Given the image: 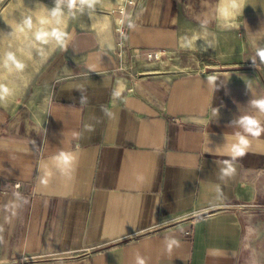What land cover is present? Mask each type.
I'll return each mask as SVG.
<instances>
[{
	"label": "crops",
	"instance_id": "0c3cea01",
	"mask_svg": "<svg viewBox=\"0 0 264 264\" xmlns=\"http://www.w3.org/2000/svg\"><path fill=\"white\" fill-rule=\"evenodd\" d=\"M217 3L102 0L68 21L67 49L46 60L31 32L0 33V64L12 51L26 65L0 68L15 88L0 104V264L22 254L45 257L39 264H264V134L231 176L221 173L231 158L216 152L241 131L232 121L256 112L249 101L264 97L255 57L264 0H244L230 30L215 18ZM104 16L109 30H93ZM193 33L203 37L196 49L182 48ZM118 81L125 90L113 98ZM61 150L75 155L67 176L53 167ZM172 239L179 245L169 250Z\"/></svg>",
	"mask_w": 264,
	"mask_h": 264
},
{
	"label": "clouds",
	"instance_id": "9594fccd",
	"mask_svg": "<svg viewBox=\"0 0 264 264\" xmlns=\"http://www.w3.org/2000/svg\"><path fill=\"white\" fill-rule=\"evenodd\" d=\"M102 0H55V6L49 10L47 7H40L37 11L29 10L27 13H22L21 20L14 26L13 34H23L27 36L29 32L32 33L31 47L36 50V55L46 60L55 52L57 48L66 50L68 41L71 39V33L68 30L70 19H75L77 13L83 14L85 10H94L96 5L101 3ZM244 0H218L215 7V18L219 25L225 30H230L233 27V20L236 18L237 13L240 11ZM67 9V12H65ZM91 14V13H90ZM121 15L124 19H116V24L123 25L127 16L121 7ZM111 18L104 16L98 18V21L92 25L93 30L99 32L108 31L111 26ZM132 27V25H129ZM206 30V24L201 25ZM119 30V29H118ZM199 34L193 33L190 39L187 37L182 38L181 47L188 50H195L197 41L202 39ZM186 40V43L184 42ZM207 42V41H206ZM50 46V47H49ZM211 46V45H209ZM204 51H207L205 48ZM31 58V53H29ZM255 57H258L261 62H264V47L257 46L255 50ZM255 64V58H253ZM0 68L7 69L11 72L15 69L17 72H23L26 68L25 63L17 58L15 52L7 51L4 53V58ZM210 85H214L217 77L209 75L207 77ZM118 87L113 92V98H118L125 90L122 82L118 81ZM27 85H25L26 87ZM15 95V88L10 87L8 83L0 80V104H5L9 101L10 97ZM252 108L256 109L255 113L240 115L238 119L232 121L233 126L239 128L241 131L235 132L234 135L225 134L226 143L223 146H218L216 152L226 154L231 159L225 160L224 167L221 169L222 178L231 176L235 173L236 169L233 161L238 158L244 157L252 144L253 139L260 138L264 134V97L252 99L249 101ZM214 114L219 112L214 109ZM92 131V127H88ZM76 138H79L76 134ZM53 167H55L62 175H70L73 170V163L75 155L71 151L61 150L58 155L52 158ZM45 178L41 183L47 185L48 178L53 173L45 166ZM17 188L20 185L16 186ZM19 197V193L15 194ZM7 207V206H6ZM173 245H179V241L172 239L169 242V250ZM137 264H145L142 258H137Z\"/></svg>",
	"mask_w": 264,
	"mask_h": 264
},
{
	"label": "rangeland",
	"instance_id": "374dc122",
	"mask_svg": "<svg viewBox=\"0 0 264 264\" xmlns=\"http://www.w3.org/2000/svg\"><path fill=\"white\" fill-rule=\"evenodd\" d=\"M46 7L49 8V9H52L54 6H49V7L46 6ZM29 10L30 9H28V11ZM28 11H27V9L16 8V6L12 3V0H0V18H2L4 20V22L2 23L3 25L0 28L1 29L0 33H7V34L11 33L12 29H14L15 25L8 24V23H10V21L7 22V19L8 20H11L12 18L21 19L22 13H27ZM34 11H35V9H34ZM65 12H67V9H65ZM234 45L229 44V48H231ZM210 49L212 50V48H210ZM218 51H220V50H218ZM230 51H231V49H230ZM229 61H232V59L226 60V61L224 60L223 63L226 64V62H229ZM168 65L173 67V66H175L177 64L171 62ZM180 71L186 72V71H190V70L183 69V70H180Z\"/></svg>",
	"mask_w": 264,
	"mask_h": 264
},
{
	"label": "built area",
	"instance_id": "2783aa9c",
	"mask_svg": "<svg viewBox=\"0 0 264 264\" xmlns=\"http://www.w3.org/2000/svg\"><path fill=\"white\" fill-rule=\"evenodd\" d=\"M128 1L129 3H133L134 0H126ZM120 31L123 33V30L120 29ZM160 53H150L149 55V58H156L158 59L159 57H161L159 55ZM118 55L120 57L123 56V50L120 49L119 52H118ZM121 69H124V70H129L131 69V67H126L125 66V63H123L121 66H120ZM45 260V257H42L41 255H29V254H22L18 257V259L14 260L12 264H39L41 262H43Z\"/></svg>",
	"mask_w": 264,
	"mask_h": 264
}]
</instances>
